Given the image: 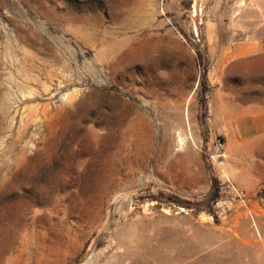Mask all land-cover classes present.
<instances>
[{"label": "rangeland", "instance_id": "obj_1", "mask_svg": "<svg viewBox=\"0 0 264 264\" xmlns=\"http://www.w3.org/2000/svg\"><path fill=\"white\" fill-rule=\"evenodd\" d=\"M0 264H264V0H0Z\"/></svg>", "mask_w": 264, "mask_h": 264}, {"label": "crops", "instance_id": "obj_2", "mask_svg": "<svg viewBox=\"0 0 264 264\" xmlns=\"http://www.w3.org/2000/svg\"><path fill=\"white\" fill-rule=\"evenodd\" d=\"M253 47H254V46L250 47V49H251V50H254V48H253ZM257 47L259 48V45H258V46H256V48H257ZM258 48H257V50H258Z\"/></svg>", "mask_w": 264, "mask_h": 264}, {"label": "trees", "instance_id": "obj_3", "mask_svg": "<svg viewBox=\"0 0 264 264\" xmlns=\"http://www.w3.org/2000/svg\"><path fill=\"white\" fill-rule=\"evenodd\" d=\"M210 197H211V198H213V196H212V195H209L207 198L209 199ZM205 200H206V199H205Z\"/></svg>", "mask_w": 264, "mask_h": 264}, {"label": "bare ground", "instance_id": "obj_4", "mask_svg": "<svg viewBox=\"0 0 264 264\" xmlns=\"http://www.w3.org/2000/svg\"><path fill=\"white\" fill-rule=\"evenodd\" d=\"M35 81V80H34ZM47 88V87H46ZM48 89V88H47ZM29 91V90H28ZM25 94V93H24ZM30 95V94H29ZM25 96V95H24ZM23 97V96H22Z\"/></svg>", "mask_w": 264, "mask_h": 264}]
</instances>
